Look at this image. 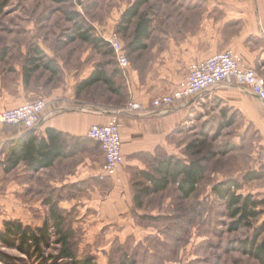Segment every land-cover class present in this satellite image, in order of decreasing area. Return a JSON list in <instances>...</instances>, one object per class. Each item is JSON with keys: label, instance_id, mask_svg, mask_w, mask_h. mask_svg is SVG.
Instances as JSON below:
<instances>
[{"label": "rangeland", "instance_id": "374dc122", "mask_svg": "<svg viewBox=\"0 0 264 264\" xmlns=\"http://www.w3.org/2000/svg\"><path fill=\"white\" fill-rule=\"evenodd\" d=\"M138 1L0 0V53L6 54L0 60V111L57 91L74 88L80 94V78L90 69L118 67L104 38L117 33L130 50L136 29L140 21H146L149 10L143 3L139 16L130 24L124 23L125 13ZM81 26L91 29V35L102 38L106 46L96 48L81 40ZM31 59H39L41 67L27 79L33 67ZM48 61L57 73L44 67ZM148 72L146 66L138 70L141 77ZM114 88L117 92L98 84L84 93L104 100H110L114 93L117 102L125 103L121 107H126L128 100L119 91L123 90L119 80ZM189 104L172 127L169 150L160 151L154 162L149 158L145 168L157 175L159 163L167 160L199 163L203 178L189 199L176 184L143 199L124 192L117 201L87 199L64 209L62 196L55 191L58 197L52 204L63 216L67 243L62 240L64 234L50 227L49 243L42 245L38 254L28 256L18 247L0 243V264H79L89 260L91 264H262L237 247L256 235V246L264 243V105L245 90L232 88H220ZM3 128L23 130L15 125ZM133 177L141 180L143 175L137 169ZM13 180V173L7 174V187ZM224 181H236L239 186L233 191L256 204L249 207L256 215H249L234 231L232 225L240 217L233 215L236 207L230 208L227 200L213 191ZM2 185L0 230L15 220L34 230L42 229L51 203L39 207L30 195L33 191L22 197L8 190L6 208ZM45 193L39 194L37 201L42 202ZM116 208L119 211L115 214ZM126 222L128 227L123 226ZM153 222L163 225L146 232ZM64 250H69L70 256Z\"/></svg>", "mask_w": 264, "mask_h": 264}, {"label": "crops", "instance_id": "0c3cea01", "mask_svg": "<svg viewBox=\"0 0 264 264\" xmlns=\"http://www.w3.org/2000/svg\"><path fill=\"white\" fill-rule=\"evenodd\" d=\"M146 4L149 7L147 19L132 40H136L135 49L127 50L130 66L122 70L114 51L112 57L118 67L111 70L110 66H105L106 74L113 75L114 82L120 81L123 90L119 91L124 92L128 102L150 107L154 99L171 94L185 81L190 66L228 50L234 51L264 77V0H147ZM140 43L146 48H137ZM145 66L149 72L141 77L138 70ZM96 70L92 68L80 78V86ZM98 84L79 89L80 94L72 88L68 92L57 91L55 95L40 98L46 101L47 106L40 125L34 130H10L0 125V183L4 184L6 208L8 190H15L22 197L29 190L33 191L30 195L36 198L35 205L39 207L55 203L56 191V195L62 196L60 202L66 209L73 202L87 199L117 201L124 192L143 199L176 185L170 184L160 192L146 194L142 191L146 187L152 188V182L144 177L138 180L133 175L137 169L145 173L149 158L154 162L160 151L169 150L172 127L179 114L188 109L182 105L169 112L157 110L141 115H123L121 134L125 161L118 173L120 182L99 180L104 152L87 134L93 126L107 125L114 114L125 108L121 107L125 103L117 102L114 93L110 100L84 93ZM48 130L60 133L64 154L58 156L51 166L41 169L29 161L12 165L11 151L18 141L26 138L28 142L35 138L39 142L45 138L50 143ZM10 173H13L14 180L8 182L7 187L6 176ZM45 191L46 198L42 202L37 201L39 194ZM116 209L115 214L119 211ZM138 213L143 215L142 210ZM129 225L126 222L123 226ZM162 225L150 223L146 232L160 229Z\"/></svg>", "mask_w": 264, "mask_h": 264}, {"label": "trees", "instance_id": "16d2710c", "mask_svg": "<svg viewBox=\"0 0 264 264\" xmlns=\"http://www.w3.org/2000/svg\"><path fill=\"white\" fill-rule=\"evenodd\" d=\"M146 1L147 0H139L136 2V5L125 13L123 22L130 24L134 18L138 17L140 6ZM142 25H144L143 20L140 21L136 29L137 35ZM79 30L81 31L79 32L81 40L90 43L96 48L102 45L106 46L102 38L99 36L93 37L91 35V29L85 30L84 27L81 26ZM135 42L136 40L131 42L128 46L131 51L135 49ZM137 48L141 49L146 47L140 43ZM38 54H42V52L38 51ZM5 56V53H0V60H3ZM30 61L32 62L33 67L30 69L31 73H27V79L31 77L32 72H35L41 67L39 59H31ZM43 65L52 73L58 72V69L53 67L51 61H48ZM106 73L105 67L97 68L90 78L83 82L80 89L84 90V88L98 84V82H103L109 87V89L116 91L114 88L113 75L108 76ZM48 134L49 138H51L50 143H48L45 138H42L39 142L35 138H30L31 140L28 142H26V138L18 141L11 151L12 165L19 161H29L34 163L36 165L35 167L38 169L51 166L55 159L61 154H64V152L63 144H60V142H62L60 133H57L54 130H48ZM159 164L157 175H153L146 171L142 174L144 178L150 180L153 184L152 188L146 187L143 189V193H157L160 192V190L166 189L170 184H178L180 192L183 193V196L186 199H189V197L195 193L194 191L203 178L202 176L204 172L203 167L199 163L193 162L187 165L181 161L173 163L172 160H167ZM238 186L239 185L236 181H224L218 183L213 189L216 195L227 200V204L230 208L236 207L233 215H239L240 217L232 225V231L239 229L249 215H256L254 210H249L250 203L254 204V202H250L249 197L244 199L242 196L237 195L236 191H233V189H237ZM136 200H138V197H136ZM254 205L256 206V204ZM50 207V216L45 220L42 229L34 230L31 227L24 226L19 220L6 222L4 228L0 230V243L8 248L18 247L28 256L38 254L42 245L49 243L50 227H54L58 233L60 232L64 234L62 228L63 216L58 213V211H55L54 204L51 203ZM256 239L257 235L252 240L240 243L237 248L242 249L247 255H253V257L264 264V243L260 246H256ZM62 240L67 243L65 234ZM63 253L70 256L69 250H64ZM79 264H91V261L80 262Z\"/></svg>", "mask_w": 264, "mask_h": 264}, {"label": "built area", "instance_id": "2783aa9c", "mask_svg": "<svg viewBox=\"0 0 264 264\" xmlns=\"http://www.w3.org/2000/svg\"><path fill=\"white\" fill-rule=\"evenodd\" d=\"M104 41L115 53L122 70L130 66L127 48L120 35L113 33ZM220 88L239 89L248 92L264 105V77L246 65L244 59L232 50L215 54L213 57L189 67L188 77L169 95L157 97L150 107L130 101L125 108L109 120L107 125L93 126L87 137L98 143L105 160L99 180L120 181L118 173L125 161L123 136L121 134L123 115L144 114L161 110L169 112L173 107L190 105L208 93ZM47 103L44 99L28 100L25 104L0 111V125L20 126L24 130H34L41 122Z\"/></svg>", "mask_w": 264, "mask_h": 264}, {"label": "water", "instance_id": "95a60500", "mask_svg": "<svg viewBox=\"0 0 264 264\" xmlns=\"http://www.w3.org/2000/svg\"><path fill=\"white\" fill-rule=\"evenodd\" d=\"M29 131H31V130H29Z\"/></svg>", "mask_w": 264, "mask_h": 264}]
</instances>
